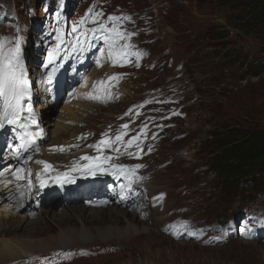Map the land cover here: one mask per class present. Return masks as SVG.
I'll return each mask as SVG.
<instances>
[{"label":"rangeland","instance_id":"1","mask_svg":"<svg viewBox=\"0 0 264 264\" xmlns=\"http://www.w3.org/2000/svg\"><path fill=\"white\" fill-rule=\"evenodd\" d=\"M247 19L242 9L221 6L216 0H0V43L7 53L19 40L24 77L31 76L33 68L39 70L36 62L48 56L47 47H63L65 54L78 51L83 44L79 28L115 26L130 35L127 41L134 43L140 65L119 69L92 64L82 72L84 77L95 71L103 81L121 70L124 90L114 102L89 113L88 123L78 126L85 135L105 132L137 105H149L146 116L162 126L156 145L151 146L157 151L149 172L151 178L158 176L151 184L153 193L166 191L170 203L157 213L164 220L157 222L153 216L145 227L164 243L149 244L146 254L136 244L87 247L91 256L81 252L68 264H264V243L254 241L248 220H238L240 215L264 213V180L259 187L263 193L255 187L235 191L209 170L222 135L234 142L244 140L247 132L264 129V35ZM136 25L139 29L134 30ZM88 44L99 45L98 36ZM62 106L59 102L47 107L42 117L54 118ZM171 123L175 127L170 128ZM51 142L50 136L48 146ZM238 187L242 188L237 183ZM63 203L55 197L45 208L59 212ZM82 204L79 200L78 207ZM179 219H186L191 237L195 228L210 230L215 225L210 236L218 235L226 243L207 245L187 237L174 241L162 229ZM230 221L232 237L224 238L220 228ZM59 254L44 252L28 264L44 258L58 263ZM84 254L86 258H78Z\"/></svg>","mask_w":264,"mask_h":264},{"label":"bare ground","instance_id":"2","mask_svg":"<svg viewBox=\"0 0 264 264\" xmlns=\"http://www.w3.org/2000/svg\"><path fill=\"white\" fill-rule=\"evenodd\" d=\"M98 49H103L102 51L106 53V47H98ZM31 71L33 76L30 81L33 80L35 84V80H37L38 88L35 91L39 94L35 95L36 93H32L33 102L36 101V96H38V101L41 99V103L35 113V116L40 121L39 115L44 113L47 107H53L56 104L53 102L52 97L57 96L60 82L55 78L48 82L45 77L37 76L39 73L38 69L33 68ZM81 74L73 73L69 75L68 82L71 83L72 89L68 95L66 105L64 104L61 107L57 116L54 118L45 117L43 122L40 121L48 131V138L52 137L51 144L42 146L41 152L43 153V158L53 163L65 162L69 159L67 156H54L53 147L76 143L79 136L85 135L84 129H80L78 126L88 123L89 113H93L96 106L102 108V104L113 95H124V90L121 87L118 89V87H106L100 84L99 82L102 80L96 78L97 73L95 71L85 77L86 80L83 85L77 86V83L81 80ZM31 87L33 89V84H31ZM99 88L105 89L102 91ZM71 99L72 101H70ZM21 149V145H16L12 150H5L4 166L0 171V264H19L23 261L25 262L23 264H28L30 258L40 257L44 252L48 251L60 253V260L57 263L44 258L40 263L66 264L65 260L69 256L75 258L81 252L90 253V250L88 251L86 248L94 246L99 248L113 246L120 248L136 244L138 247L142 246V250L146 254L149 244L157 246L164 243V240L154 238V233L151 229L145 227V224L153 216L157 217V222L163 219L159 218L158 212L162 205L166 208V205L170 203L168 202L169 195L157 209H150V216L144 220L136 212H131L123 207L114 206L107 209H92L85 207L84 204L81 205V208L78 207V199L84 194H95V190L87 185L82 188L48 193L44 197L43 202H46L50 197H59L64 201L59 212L56 211L57 208L41 207L40 210H35L31 204H28L21 211H17V208L21 207V205L14 203V186L16 184L25 186V181L16 180V176L20 172V165L28 164L30 161L28 158L32 156L31 153H26L18 157L17 153ZM76 156H79V154ZM39 158L40 153L32 161ZM157 178L158 176L155 175L148 183L145 182L143 184L149 197L157 195L153 193L154 188L151 186L152 182H155ZM145 190H143L144 195ZM163 191L161 190L160 193H164ZM167 192L169 194V191ZM143 200L145 204L148 203L146 196L143 197ZM138 224H142L143 227L140 228ZM44 235L48 236L45 237ZM74 248L77 249L74 250ZM99 248H97L98 251Z\"/></svg>","mask_w":264,"mask_h":264},{"label":"snow or ice","instance_id":"3","mask_svg":"<svg viewBox=\"0 0 264 264\" xmlns=\"http://www.w3.org/2000/svg\"><path fill=\"white\" fill-rule=\"evenodd\" d=\"M96 15L100 16L101 13H97ZM109 19L111 21H115L118 18L110 17ZM92 22L95 23L96 21L93 20ZM80 23L81 25H83L85 21L82 19ZM100 27L103 31L112 33L111 36L105 35L103 38L109 42V47L110 49H112V51H110V56L112 57L114 63H118L121 60L126 59L127 53L125 49L130 47V45L124 44V45H120L119 48H117L116 42L119 40L127 41L130 39V35L120 31L115 26L110 29L104 25H101ZM72 30L73 32H76L77 28L73 26ZM91 31H96V30L93 29ZM58 39H60V37H58ZM4 47H5L4 43H0V100H2V107H0V127H3L5 122H7L8 124H16L18 122L20 118V114L23 111L22 101L27 95V86L24 80V69H23V62L21 59L20 42L19 40H17L15 46L13 48L8 49L7 53L3 51ZM137 55L139 54L137 53ZM53 59H54V54L49 53L48 54L49 63H51ZM109 79L118 80L119 77L113 76L110 77ZM99 83L103 84L104 82L101 81ZM28 111L31 112V108H29ZM32 123H36L35 119H32ZM20 126L24 127L23 124H21ZM123 127L126 129L128 125H124ZM115 139L117 142H119L122 140V136L118 135ZM134 139H139V138H134ZM35 142L36 139L35 136H33L30 143L34 145ZM127 143L129 146H131L133 141L129 140ZM101 144L110 146L109 141L102 140L100 144L89 145V147H96L97 151H100ZM76 147H78V145ZM58 150L64 151L65 149L61 146L58 148ZM114 150L117 152L120 151L119 148H116ZM128 155H132V153H128ZM28 159H31V157H29ZM82 159H86L89 161H93V160L96 161V163H94L91 167L88 168V173L94 175L98 169L101 171H106L105 169H103L102 166L103 164L107 163L111 159V157H103V159L101 160L100 158L85 156L82 157ZM37 163H43L45 165L46 170L51 168V165L47 164V162L37 161ZM142 166L143 165H137L136 168H140ZM115 167L119 169L120 174H123L126 171V169L123 168L122 166H115ZM127 171H130L132 174L135 173L134 169ZM39 176H40V185H39L40 188L46 187L47 184L44 179V174L41 173L39 174ZM68 182H71V180H69ZM56 183L62 184L60 180H57ZM29 188H31V185H29Z\"/></svg>","mask_w":264,"mask_h":264},{"label":"trees","instance_id":"4","mask_svg":"<svg viewBox=\"0 0 264 264\" xmlns=\"http://www.w3.org/2000/svg\"><path fill=\"white\" fill-rule=\"evenodd\" d=\"M221 6L242 9L253 29L264 35V0H216ZM264 70V67H262ZM220 136V134L216 133ZM244 140L231 142L227 136L217 142L209 170L223 179V183L243 191L255 187L258 193L264 180V129L247 132ZM244 182V184H240ZM241 185L242 188L238 187ZM263 193V192H260Z\"/></svg>","mask_w":264,"mask_h":264},{"label":"built area","instance_id":"5","mask_svg":"<svg viewBox=\"0 0 264 264\" xmlns=\"http://www.w3.org/2000/svg\"><path fill=\"white\" fill-rule=\"evenodd\" d=\"M253 79H256V78H253Z\"/></svg>","mask_w":264,"mask_h":264}]
</instances>
